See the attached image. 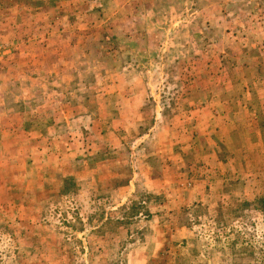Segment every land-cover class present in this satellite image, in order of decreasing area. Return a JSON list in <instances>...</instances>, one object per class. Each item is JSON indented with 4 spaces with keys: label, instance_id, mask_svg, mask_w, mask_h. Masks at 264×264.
<instances>
[{
    "label": "rangeland",
    "instance_id": "rangeland-1",
    "mask_svg": "<svg viewBox=\"0 0 264 264\" xmlns=\"http://www.w3.org/2000/svg\"><path fill=\"white\" fill-rule=\"evenodd\" d=\"M0 264H264V0H0Z\"/></svg>",
    "mask_w": 264,
    "mask_h": 264
}]
</instances>
